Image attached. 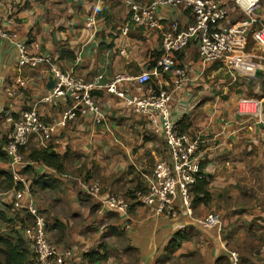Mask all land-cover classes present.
I'll return each mask as SVG.
<instances>
[{"label":"crops","instance_id":"obj_1","mask_svg":"<svg viewBox=\"0 0 264 264\" xmlns=\"http://www.w3.org/2000/svg\"><path fill=\"white\" fill-rule=\"evenodd\" d=\"M130 1L149 7L158 0ZM220 1L233 21L244 16L236 0ZM257 12L264 16V0ZM157 15L159 28L148 30L132 22L126 0H0L2 26L13 29L6 20L15 18L20 36L40 44L39 50L31 49L33 55L45 54L56 67L87 82L101 76L104 85L117 75L126 76L130 79L118 85L125 96L138 94L136 78L143 72L152 77L142 87L145 93L172 87L171 76L155 68L162 34L172 22L191 24L192 16L183 5L157 7ZM90 17L96 23L89 30L85 25ZM259 49L251 54L264 58ZM179 60L190 77L183 93L184 106L188 111L193 108L179 128L218 136L217 143L202 146L197 153L207 176L203 181L208 203H193L189 216L177 200L176 217L157 215L132 203L133 193L143 185V173L169 158L168 147L153 125L127 110L124 99L100 88L95 98L108 114L101 126L75 112V118L64 127L61 124L72 108L70 103L57 100L39 105L55 131L54 138L61 143L47 150L65 156L64 172L50 174L51 168L29 159L33 150L46 149L33 139L22 150V166L0 161V206L11 207L6 215L25 219L13 207L21 193L23 206L33 202L49 216V239L60 252L72 249L80 264H229V251L240 253L241 264H264V207L260 206L264 205V127H247L235 115L236 102L245 96L249 81L262 84L264 77L240 76L245 92L236 94L220 64L201 62L197 45ZM258 61L263 65V60ZM51 77L45 65L20 68L14 47L0 40L1 152L21 111L48 94ZM19 78L26 82L25 87L17 83ZM221 88L223 93H219ZM7 177L14 181L11 189H3ZM95 184L99 194L89 193ZM115 194L129 200L128 214L100 213L102 203ZM210 213L220 216L221 231L199 224ZM32 226L26 225L20 232L24 238ZM89 256H94L92 261ZM98 256L105 258L96 260Z\"/></svg>","mask_w":264,"mask_h":264},{"label":"built area","instance_id":"obj_2","mask_svg":"<svg viewBox=\"0 0 264 264\" xmlns=\"http://www.w3.org/2000/svg\"><path fill=\"white\" fill-rule=\"evenodd\" d=\"M263 0H236L244 16L233 21L228 7L220 0H158L149 7L126 0L131 8V20L138 26L148 30L159 28L160 22L157 7L185 6L191 13L192 23L186 26L172 22L162 34L161 56L155 60V68L163 74L171 76L172 87L168 90H149L146 93L142 87L152 81L149 72H143L136 78L138 94L125 96L118 90V85L130 78L117 75L110 83L101 84L103 77L92 82L74 78L54 64L51 57L41 54L33 55L31 49L39 50L40 44L29 42L20 36L21 27L16 19L6 20V29L0 22V40L12 45L16 54V63L20 68L48 67L56 86L48 92L36 105L21 111L13 122L12 131L3 147V153L13 165L22 166L24 155L22 150L33 140L38 141L43 148L55 149L60 140L55 139L54 129L39 108L40 104H51L54 101L70 103L72 108L65 114L61 124L75 118V112L84 117H90L96 126L106 124L108 114L95 98V92L105 88L124 99L127 110L154 126L156 134L166 141L169 158L159 160L152 169L143 173V185L132 195V203L138 207L151 209L157 215L176 217L177 200H180L183 212L192 216V189L199 181L207 180L200 168L197 153L205 145L218 142L217 135L204 131L194 134L182 132L181 121L186 119L193 108L188 111L183 102V93L190 77L187 69L181 64L182 56L192 45H197V54L205 65L220 64L230 76L231 84L235 85L240 76L254 78L257 70L264 73L263 65L258 60L264 58L247 51L249 40L254 41L264 53V16L257 12ZM95 17L86 21V29H93ZM124 34L128 29H124ZM121 54H125L122 50ZM79 58L76 60L77 64ZM264 77V74H263ZM21 87L26 86L23 79H17ZM235 115L249 127H264V97H239L235 106ZM9 116V114L7 115ZM10 118V116L8 117ZM54 144V147H51ZM50 174H57L50 169ZM100 187L95 184L89 193L99 194ZM203 197V196H202ZM22 194H18L13 207L26 212L33 219V226L27 230L25 239L35 255L38 264H80L72 249L60 252L58 246L48 237L49 223L41 209L30 202L26 206L20 203ZM129 200L120 194L112 195L102 203L100 213L115 211L128 214ZM206 229L218 228L221 231L222 222L216 213H210L199 221ZM229 264H241V256L229 251Z\"/></svg>","mask_w":264,"mask_h":264},{"label":"trees","instance_id":"obj_3","mask_svg":"<svg viewBox=\"0 0 264 264\" xmlns=\"http://www.w3.org/2000/svg\"><path fill=\"white\" fill-rule=\"evenodd\" d=\"M182 131V130H181ZM186 132V131H182ZM6 156L3 152L0 151V161L6 160ZM29 159L32 162L40 163L52 170L56 171L57 174H62L64 172L65 156L56 154L47 149L33 150L29 156ZM206 181H202L196 185L191 191L193 201L192 203H208L209 194L205 190ZM14 181L12 177H7L4 183L3 189L13 188ZM21 186L18 184L16 188L19 189ZM203 196V197H202ZM11 210V207L1 208L0 206V220L3 222H9L6 212ZM24 215L25 219L28 215L26 212H21ZM29 216V215H28ZM18 217V216H17ZM25 219L19 217L21 226H18L20 232L26 227ZM24 220V221H23ZM13 235L1 236L0 237V264H31V254L28 249V243L26 239L19 232H13ZM182 242L183 239H179V242ZM176 242V241H175ZM95 256V255H94ZM94 256L91 257L92 261ZM104 256H98L96 260H102ZM94 261V260H93Z\"/></svg>","mask_w":264,"mask_h":264},{"label":"rangeland","instance_id":"obj_4","mask_svg":"<svg viewBox=\"0 0 264 264\" xmlns=\"http://www.w3.org/2000/svg\"><path fill=\"white\" fill-rule=\"evenodd\" d=\"M259 48L260 47L256 43H254V41H253V42L248 44L247 51L249 53H252V52H257L258 53V52H260ZM228 77H230V76L228 75ZM239 79H240V77L238 78V82L234 86H232L233 92L236 93V94H241L243 92V89H242L243 85H242V83L239 82ZM247 86H248V89H247V92L245 93V96L256 97V98L264 97V83L261 84L260 82H258L256 80H250L249 81V85L247 84ZM258 87H260V89H258ZM221 92L222 93L224 92L223 88L219 89V93H221ZM244 92H245V90H244ZM246 126L249 127L248 125H246ZM250 127H252V125ZM251 206H253L252 202H251ZM260 206L264 207V205H260ZM41 211L43 212V214L45 215V217H46V219L48 221V219H49L48 217L49 216H47L42 209H41ZM19 217L20 216L17 217V215L9 214V218H8L9 222H3V221L0 220V237L1 236H7V235H13L12 234L13 232H19L20 233V230H19L18 226H21V223L19 222L21 220H19ZM25 223H26L27 226H32V224H33L32 218L27 215L26 219H25ZM248 225H250V224H248ZM49 228H50V226H49ZM28 249H29L30 254H31V264H38L37 261H36L35 255L31 251L29 245H28ZM233 252L238 253L240 255L239 252H236V251H233Z\"/></svg>","mask_w":264,"mask_h":264},{"label":"water","instance_id":"obj_5","mask_svg":"<svg viewBox=\"0 0 264 264\" xmlns=\"http://www.w3.org/2000/svg\"><path fill=\"white\" fill-rule=\"evenodd\" d=\"M254 78L259 79V80L263 78V73L260 69L256 71V73L254 74ZM55 86H56V81L54 77H51L47 85V89L51 91Z\"/></svg>","mask_w":264,"mask_h":264}]
</instances>
